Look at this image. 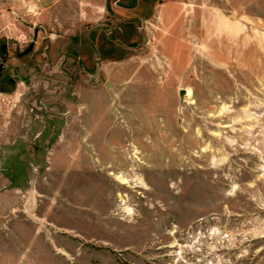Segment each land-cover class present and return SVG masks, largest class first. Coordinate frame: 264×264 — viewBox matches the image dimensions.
Masks as SVG:
<instances>
[{"label": "rangeland", "instance_id": "374dc122", "mask_svg": "<svg viewBox=\"0 0 264 264\" xmlns=\"http://www.w3.org/2000/svg\"><path fill=\"white\" fill-rule=\"evenodd\" d=\"M0 68V264H264V0H0Z\"/></svg>", "mask_w": 264, "mask_h": 264}, {"label": "crops", "instance_id": "0c3cea01", "mask_svg": "<svg viewBox=\"0 0 264 264\" xmlns=\"http://www.w3.org/2000/svg\"><path fill=\"white\" fill-rule=\"evenodd\" d=\"M105 63H108V65H109V64H112V65H121V62L113 61V60H106V59H105V60L103 61L104 67L106 66Z\"/></svg>", "mask_w": 264, "mask_h": 264}, {"label": "bare ground", "instance_id": "6f19581e", "mask_svg": "<svg viewBox=\"0 0 264 264\" xmlns=\"http://www.w3.org/2000/svg\"><path fill=\"white\" fill-rule=\"evenodd\" d=\"M189 94V91H186V95H188Z\"/></svg>", "mask_w": 264, "mask_h": 264}, {"label": "water", "instance_id": "95a60500", "mask_svg": "<svg viewBox=\"0 0 264 264\" xmlns=\"http://www.w3.org/2000/svg\"><path fill=\"white\" fill-rule=\"evenodd\" d=\"M0 71H1V68H0Z\"/></svg>", "mask_w": 264, "mask_h": 264}]
</instances>
